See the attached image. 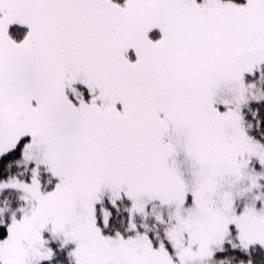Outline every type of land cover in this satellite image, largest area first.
I'll list each match as a JSON object with an SVG mask.
<instances>
[{
    "label": "snow or ice",
    "instance_id": "obj_1",
    "mask_svg": "<svg viewBox=\"0 0 264 264\" xmlns=\"http://www.w3.org/2000/svg\"><path fill=\"white\" fill-rule=\"evenodd\" d=\"M0 264H264V0H0Z\"/></svg>",
    "mask_w": 264,
    "mask_h": 264
}]
</instances>
